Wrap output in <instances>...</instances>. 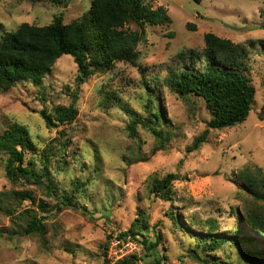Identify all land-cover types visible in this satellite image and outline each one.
<instances>
[{
    "label": "rangeland",
    "instance_id": "1",
    "mask_svg": "<svg viewBox=\"0 0 264 264\" xmlns=\"http://www.w3.org/2000/svg\"><path fill=\"white\" fill-rule=\"evenodd\" d=\"M145 1L154 8L163 6L172 19L168 26H148L146 42L138 49L148 84L160 93L149 92L137 69L124 63L77 88V66L69 56L58 61L43 86L26 83L0 92V135L15 125L28 131L33 146L25 153L24 166L34 162L39 175L47 167L52 183L61 191L58 198H48L45 187L13 184L5 173L8 156L0 152V193L32 191L51 208L42 214L31 201L20 208L45 217V237L13 234V222L0 211V230L7 233L0 235V264H118L108 258L103 246L110 237L127 231L140 215L146 220L142 225H148V244L161 235L158 248L166 259L160 264H204L206 258L223 264H255L241 257L243 251L264 255V239L245 222L246 209L264 204L255 202L239 177L247 167L264 172V48L255 44L245 64L256 89L248 119L231 129H209L206 143L196 151L188 149L208 129L211 113L201 99L179 98L164 84L181 53L203 52L209 33L234 44L264 39V1ZM91 4L92 0H67L63 6L50 1L0 0V38L23 23L48 25L55 15L70 22L89 11ZM112 91L132 115L145 114L150 97L151 109L163 115L161 130L171 140L156 141L140 125L135 134L130 133L127 109L107 102ZM75 96L79 111L73 124L48 130L42 111L69 107ZM62 143L68 147L64 156L57 153ZM50 151L57 156L47 161ZM169 174L178 176L173 201L151 193L152 179ZM78 182L86 187L76 194V207L59 211L60 196L71 194ZM211 220L214 235L228 241L216 254L205 252L199 240ZM238 235L251 243L229 242ZM139 245L136 255L148 253L147 246ZM148 255L137 264H159Z\"/></svg>",
    "mask_w": 264,
    "mask_h": 264
},
{
    "label": "trees",
    "instance_id": "2",
    "mask_svg": "<svg viewBox=\"0 0 264 264\" xmlns=\"http://www.w3.org/2000/svg\"><path fill=\"white\" fill-rule=\"evenodd\" d=\"M24 1H50L56 6H63L67 0H19ZM200 3L202 0H194ZM264 1V0H263ZM163 6L154 8L145 0H92L89 11L81 17L73 18L65 22L63 15H55L48 25H30L23 23L15 31L5 33L0 38V92L9 91L20 84H32L34 87L43 86L46 76L60 59L69 56L77 66L76 86L80 88L91 77L105 75L116 68L118 63L133 66L141 74L144 84L149 92L160 93L156 86L148 84L146 69L141 63L139 46L146 42L148 26H168L172 21ZM205 46L202 53L188 50L181 53L178 66L171 67L167 72L164 84L170 93L182 99L195 96L201 99L207 110L211 113L208 129L195 139L193 152L206 143L209 129L226 130L243 124L251 114L256 98V89L252 80L246 74V62L255 44L259 43L264 48V39L250 41V44H234V42L222 39L213 33L204 37ZM198 63H200L198 65ZM108 103L126 110L122 99L114 98L115 92L108 94ZM78 97H73L69 107H57L53 112L42 111L41 116L48 130H54L63 125H72L78 116ZM153 100L149 97L145 104V114L132 115L131 110H126L131 119L128 129L135 134L138 125L147 129L155 137L156 141L168 142L170 134L161 130L163 123L162 113L152 110ZM59 137L57 138V140ZM33 142L29 138L28 131L15 125L0 135V152L8 156L5 173L13 184L45 187L48 198H58L60 187L52 183L48 168L41 175L35 163L24 166L25 153L32 149ZM52 147H50V150ZM68 147L61 144L59 155L64 156ZM47 161L57 156L50 151ZM64 162L63 160H61ZM50 162V161H49ZM47 180L44 185L43 178ZM240 179L246 192L255 202L264 204V172L260 168L247 167L241 171ZM178 179L175 174L160 179H152L151 193L166 201H173V183ZM86 184L75 183L71 194L63 192L56 205L59 211L67 208H75L77 195ZM27 201H31L42 214L51 211L50 204L44 200H37L32 191H14L0 193V211L11 219L16 228L13 234L20 233L24 236L38 235L45 237L48 229L45 217H39L33 210L20 208ZM63 206V207H61ZM175 221V220H174ZM143 215L137 218L127 231L117 236L128 237L147 246L145 255H148L156 263L165 260V255L160 256L158 246L161 244V235L158 234L154 243L148 244L145 233L148 225ZM203 237L199 238L203 243L205 252L216 254L223 250L226 238L214 235L213 220ZM245 222L264 239V205L256 204V207L246 209ZM177 223V221H176ZM240 233L239 231L236 233ZM7 234L0 230V235ZM206 236V237H205ZM141 238V239H139ZM109 241L103 246L108 251ZM244 241L251 243L247 238L236 239L229 242L242 244ZM145 255H134L125 258L118 264H137ZM241 257L252 260L255 264H264L262 252L243 251ZM204 264H223L211 258L202 260Z\"/></svg>",
    "mask_w": 264,
    "mask_h": 264
},
{
    "label": "built area",
    "instance_id": "3",
    "mask_svg": "<svg viewBox=\"0 0 264 264\" xmlns=\"http://www.w3.org/2000/svg\"><path fill=\"white\" fill-rule=\"evenodd\" d=\"M140 245L137 241L128 237L114 236L109 242L107 251L108 258L121 261L125 258L134 256L140 252Z\"/></svg>",
    "mask_w": 264,
    "mask_h": 264
}]
</instances>
